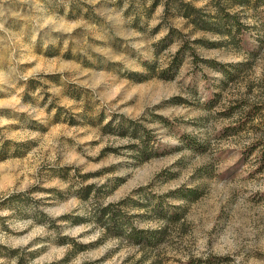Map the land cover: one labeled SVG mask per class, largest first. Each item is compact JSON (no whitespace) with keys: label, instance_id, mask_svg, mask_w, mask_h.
Returning a JSON list of instances; mask_svg holds the SVG:
<instances>
[{"label":"rangeland","instance_id":"1","mask_svg":"<svg viewBox=\"0 0 264 264\" xmlns=\"http://www.w3.org/2000/svg\"><path fill=\"white\" fill-rule=\"evenodd\" d=\"M179 1L0 0V264H264V0Z\"/></svg>","mask_w":264,"mask_h":264},{"label":"trees","instance_id":"2","mask_svg":"<svg viewBox=\"0 0 264 264\" xmlns=\"http://www.w3.org/2000/svg\"><path fill=\"white\" fill-rule=\"evenodd\" d=\"M179 3H180L179 5L178 4L174 5V6H176L178 13L181 15V17L186 19L194 29L204 30V31L214 30V27L212 26L213 20L210 19L209 16L201 15L200 14V8L194 7L190 2H184L183 0H180ZM156 5H158V2L154 1L152 4V7H155ZM262 12L264 13V7H263ZM215 17L217 18V21L219 23H221L224 27L229 26L226 29L227 37L230 38V40H232L233 42L235 40H237L238 36L236 35V33L241 35V30H240L241 25L236 21L231 22L230 21L231 18L229 16V14L225 13L224 9L223 10L217 9ZM152 65L153 64L151 62L146 63V68L148 70H152L153 69ZM177 65H178V62H177ZM132 133H133V135H135L137 138L140 139V135L138 133H136L135 130H133ZM157 204L160 206V202H158ZM102 212H104V209H103V211L101 210V213ZM166 214H167L166 218H168V219L175 218L176 217L175 208H172ZM111 217L112 218H109V223L113 226H116L117 221H116L114 215L111 214ZM128 230H129V237L131 238V240L133 242L151 243L158 238V234H159V232H157V231L150 232V234H146L145 232L139 231L136 228L131 227V226L129 227Z\"/></svg>","mask_w":264,"mask_h":264}]
</instances>
